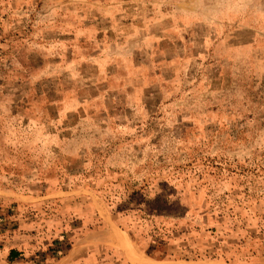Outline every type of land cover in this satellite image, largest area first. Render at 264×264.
<instances>
[{
  "label": "rangeland",
  "instance_id": "rangeland-1",
  "mask_svg": "<svg viewBox=\"0 0 264 264\" xmlns=\"http://www.w3.org/2000/svg\"><path fill=\"white\" fill-rule=\"evenodd\" d=\"M138 254L264 264V0H0V264Z\"/></svg>",
  "mask_w": 264,
  "mask_h": 264
},
{
  "label": "trees",
  "instance_id": "trees-1",
  "mask_svg": "<svg viewBox=\"0 0 264 264\" xmlns=\"http://www.w3.org/2000/svg\"><path fill=\"white\" fill-rule=\"evenodd\" d=\"M153 227H154L152 229L153 232H152V235L150 237V241H149V245H148V248H149L150 252L155 250L156 248L161 247V245L158 244V240H159V236L160 235L158 234L157 229L155 228V225ZM150 252H148V254H151ZM9 257L11 259H15V258L18 257V253L16 251H14V250H11L9 252Z\"/></svg>",
  "mask_w": 264,
  "mask_h": 264
},
{
  "label": "bare ground",
  "instance_id": "bare-ground-1",
  "mask_svg": "<svg viewBox=\"0 0 264 264\" xmlns=\"http://www.w3.org/2000/svg\"><path fill=\"white\" fill-rule=\"evenodd\" d=\"M115 241H116L117 245L122 246V247L127 248V249L129 248L130 241H128L127 239L123 240L121 238L120 239L117 238ZM137 258L140 259L144 264H158L155 261H152L151 259H149L143 255L141 256L140 254L137 255Z\"/></svg>",
  "mask_w": 264,
  "mask_h": 264
}]
</instances>
